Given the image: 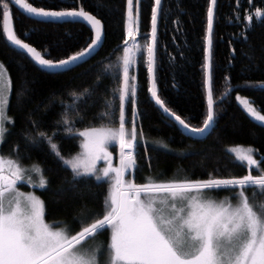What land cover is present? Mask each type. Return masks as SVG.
Returning <instances> with one entry per match:
<instances>
[{
	"label": "snow or ice",
	"instance_id": "1",
	"mask_svg": "<svg viewBox=\"0 0 264 264\" xmlns=\"http://www.w3.org/2000/svg\"><path fill=\"white\" fill-rule=\"evenodd\" d=\"M12 2L35 17L52 18V22H63L67 18L89 26L90 35L86 40L90 42L86 46L61 59L46 58L51 55L49 46L38 50L9 27L10 2L0 0L3 34L45 69L64 70L66 65L75 66L94 55L101 45L103 22L82 6V0H62L77 5L71 7L37 6L30 0ZM93 2L98 9L105 7L101 0ZM251 2L249 0L250 11H245L243 21H252L253 13L256 17L264 15V9L251 8ZM216 4L217 0H207L201 65L206 108L198 125L189 122L190 116H181L169 107L157 91L154 69L158 14L163 11V0L151 3L150 29L144 34L147 41L143 45L137 39L140 0H135V5L134 0H127L123 56L116 65L106 64L103 70L104 74L117 81V86L104 97V108L97 114L101 120L99 126H75L77 120L84 119L82 113L85 109L81 104L88 103L91 96L89 88L71 92L68 101L61 100L62 112L60 118L54 121L56 127L51 133L36 128L37 122L31 115L28 116L35 130H22L25 145H46L60 166L71 171V177L64 178L67 188L59 185L56 191L71 189L76 194H82L78 181L89 178L94 179L96 184L107 183L108 188L103 194L100 212L89 209L86 203L80 205L73 216L77 230L64 220H46L45 200L36 191H22L17 186L18 181L39 189L50 185V179L40 163L23 164L24 157L20 156L18 145L14 146L15 156L0 155V264H264V200L253 198L257 192L264 195V167H261L264 165V154L258 161L255 156L258 150L251 145H235L230 151L234 153L236 162L246 163L249 169L255 166L259 172L257 175L249 170L244 175L208 173L203 179L191 178L188 174L179 177L176 173L163 178V171H159L146 175L141 183L134 178L135 171L141 167L136 154L140 143L144 144L146 158L151 159L143 128L137 127L140 115L137 109L138 82L137 76L130 71L137 63L141 49L145 53L147 91L155 105L166 114L165 121L179 125L193 139L206 138L215 125L216 103L221 99L214 98L213 88L212 44ZM236 20L241 22L238 14ZM173 23L181 22L175 20ZM65 32L71 35L68 30ZM244 39L247 40L246 35ZM248 70L249 66L242 68V71ZM224 79L228 81L223 94L226 96L235 88L227 75ZM24 83L26 85L27 81ZM245 83L264 88V80ZM9 89L10 79L5 65L0 63V142L8 132L7 122L13 120L7 114ZM23 94L22 88L18 96ZM129 99L132 106L130 128L126 120V102ZM235 99L252 118L264 122V111L258 110L249 97L237 92ZM57 134L80 137V151L65 156L55 139ZM113 143L119 145V159L115 164L113 153L109 151V145ZM155 143L171 150L163 140ZM181 151L185 155L195 154L191 150ZM100 163L104 166L100 167ZM248 188L253 189L251 196ZM219 189L226 190L228 194L217 197L214 192ZM105 230H110L108 240L96 241L95 237ZM89 240L93 242L88 244ZM101 255L105 257L103 262L99 259Z\"/></svg>",
	"mask_w": 264,
	"mask_h": 264
},
{
	"label": "trees",
	"instance_id": "2",
	"mask_svg": "<svg viewBox=\"0 0 264 264\" xmlns=\"http://www.w3.org/2000/svg\"><path fill=\"white\" fill-rule=\"evenodd\" d=\"M9 2L15 31L38 50H42L43 46H49L51 55L46 58L61 59L90 42L86 40L90 31L85 23L37 20L22 13L12 0ZM30 2L44 7L77 6L62 0ZM101 2L105 7L99 9L95 7L93 0H82V6L102 20L105 27L103 45L84 63L60 72H50L39 66L26 52L16 49L7 40L3 34L4 18L0 11V61L10 75L7 114L13 117V120L6 124L8 132L0 142V154L15 156L14 146L18 145L20 156L24 157L23 164L40 163L45 170L44 174L50 179V185L44 189L38 187L34 189L46 202V220H64L77 230L78 225L73 221V216L80 205L86 203L89 209L100 212L103 194L108 184H96L92 178L81 179L78 184L82 194H76L71 189L64 192L56 191L59 185L67 188L64 178L71 177L70 169L61 167L49 153L46 145L27 147L22 130H35L28 120V116L31 115L37 122L36 128L51 133L56 127L54 121L60 118L62 112L61 100L68 101L71 92H79L84 88L90 89L91 96L87 104H81L85 109L82 113L84 119L77 120L75 126L84 128L100 125L101 120L97 114L104 108V97L109 94L111 88L117 86V81L111 75L104 74L103 70L106 64L116 65L123 56V27L127 0ZM152 2L153 0H140L138 41L141 45L147 41L144 34L150 29ZM206 5L207 0H163V11L158 21L157 90L169 107L181 116H190L189 122L194 125L202 121L206 108L201 71ZM255 7L264 9V0H252L251 8ZM246 10L250 11L249 0H217L212 48L213 88L214 98L221 99L216 103L215 125L206 138L193 139L179 125L165 121L166 114L155 105L147 91L148 77L144 50L141 49L138 53L137 63L130 71L137 76L138 82L137 109L140 115L137 117V127L143 128L148 142V156L151 159L146 158L144 144L140 143L136 154L141 167L135 171L134 176L137 183L144 182L143 178L146 175L159 171H163V178L171 177L174 173L179 177L188 174L191 178L202 179L207 178L208 173L219 176L244 175L252 170L254 175L259 174L255 166L249 169L246 163L242 165L236 162L234 154L229 149L234 145H251L258 150L255 153L258 161L261 154H264V122L252 118L235 99L236 93L239 92L241 96L249 97L258 110L264 111V88L245 83L264 80V15L256 17L253 13L252 21H243L242 17ZM236 14L241 17L239 23ZM175 20L181 23H173ZM177 28L181 30L177 31ZM65 30L71 35L66 34ZM245 35L247 40L244 39ZM244 66H249L250 70L242 71ZM226 75L235 90L224 96L225 85L228 83L224 79ZM24 81H27L26 85ZM22 88L24 94L18 96ZM116 115L118 116V108ZM131 116L132 106L129 99L126 102V120L129 128ZM55 139L65 156L80 149V137L72 138L65 134H57ZM160 140L175 151L161 148L155 143ZM181 150H191L195 154L185 155ZM20 186L32 188L25 182ZM252 192L253 189L248 188L250 196ZM227 194L224 189L214 192L217 197ZM253 198L264 200V195L257 192ZM98 235L106 242L110 230L102 231Z\"/></svg>",
	"mask_w": 264,
	"mask_h": 264
},
{
	"label": "water",
	"instance_id": "3",
	"mask_svg": "<svg viewBox=\"0 0 264 264\" xmlns=\"http://www.w3.org/2000/svg\"><path fill=\"white\" fill-rule=\"evenodd\" d=\"M17 8H19L20 9V11L22 12V13H24L25 15H27V16H30V17H32V18H34V19H37V20H42V21H47V22H50V21H52V18H43V17H35V16H33L31 13H28V12H26L22 7H20V6H18V5H15ZM215 8H216V6H215ZM215 9H214V16H215ZM159 16H160V13L158 14V21H159ZM99 18V17H98ZM63 22H72L71 20H68L67 18H65V20L63 21ZM81 23H84V22H82V21H80ZM215 23V22H214ZM86 24V23H85ZM87 25V24H86ZM159 25V24H158ZM88 26V25H87ZM9 27H12L13 28V30L15 31V26H14V20H13V18H12V13H11V11H10V19H9ZM89 27V26H88ZM213 29H214V25H213ZM17 33V32H16ZM102 36H103V38H102V42H101V45L98 47V50H95V54L100 50L99 48L103 45V43H104V40H105V38H104V36H105V27H103V32H102ZM157 38H158V36H157ZM11 42V41H10ZM157 44V43H156ZM13 46H15V48L16 49H19V50H21V51H23V52H25L23 49H21V48H19V46H17V45H14V44H12ZM212 48H213V44H212ZM94 54V55H95ZM156 54H157V47H156ZM94 55H91L90 56V58L92 57V56H94ZM89 58H86V59H84V62H85V60H88ZM84 62H82V63H84ZM156 62H157V58H156ZM79 64H81V63H78V64H76L75 66H77V65H79ZM70 68H74V66H68V65H66L65 66V68H64V70H67V69H70ZM46 70H48V71H50V72H52V71H54V72H60V71H63V70H56V69H46ZM156 71H157V69H156V64H155V69H154V74H155V81H156V87H157V80H156ZM158 91V90H157ZM158 94H159V91H158ZM184 132H185V130H183ZM210 131H211V129H210ZM188 135V134H187ZM209 135V134H208Z\"/></svg>",
	"mask_w": 264,
	"mask_h": 264
},
{
	"label": "rangeland",
	"instance_id": "4",
	"mask_svg": "<svg viewBox=\"0 0 264 264\" xmlns=\"http://www.w3.org/2000/svg\"><path fill=\"white\" fill-rule=\"evenodd\" d=\"M137 39H138V36H137ZM129 42H130V41H129ZM0 63H2V62L0 61ZM5 68H6V67H5ZM6 73H7L8 78L10 79V75H8L7 70H6ZM9 92H10V89H9ZM250 102H251V100H250ZM241 105H242V104H241ZM242 106H243V105H242ZM6 126H7V125H6ZM0 144H1V143H0ZM234 146H235V145H234ZM240 146H243V145H240ZM231 147H232V146H231ZM231 147H229V149H230ZM243 147H247V145H245V146H243ZM78 151H80V149H79ZM109 151L113 153V162H114V164H115V163H118V159H119V145H118V144H115V143L109 145ZM233 154H234V153H233ZM0 155H2V154H0ZM255 156H256V155H255ZM256 159H257V157H256ZM98 163H99V162H98ZM99 166H100V167H103L104 165H103L102 163H100ZM89 175H90V174H89ZM21 183H24V181H18V182H17V186H18L22 191H36V189H34L35 186H32L31 189H28V188H25V187L20 186ZM36 192H37V191H36ZM37 194H38V192H37ZM38 195H39V194H38ZM95 240H96V241H103L102 238H101V235H97V236L95 237ZM92 242H93L92 240L87 241L88 244H91ZM99 259L103 262V261L105 260L104 255H101V256L99 257Z\"/></svg>",
	"mask_w": 264,
	"mask_h": 264
}]
</instances>
